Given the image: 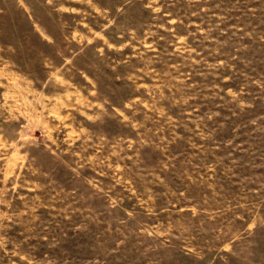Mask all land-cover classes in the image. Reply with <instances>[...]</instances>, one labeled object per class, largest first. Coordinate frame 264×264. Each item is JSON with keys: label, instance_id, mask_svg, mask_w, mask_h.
<instances>
[{"label": "rangeland", "instance_id": "obj_1", "mask_svg": "<svg viewBox=\"0 0 264 264\" xmlns=\"http://www.w3.org/2000/svg\"><path fill=\"white\" fill-rule=\"evenodd\" d=\"M0 264H264V0H0Z\"/></svg>", "mask_w": 264, "mask_h": 264}]
</instances>
